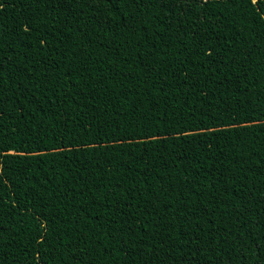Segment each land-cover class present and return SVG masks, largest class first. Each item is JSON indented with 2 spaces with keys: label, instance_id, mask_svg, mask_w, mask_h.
Wrapping results in <instances>:
<instances>
[{
  "label": "trees",
  "instance_id": "trees-1",
  "mask_svg": "<svg viewBox=\"0 0 264 264\" xmlns=\"http://www.w3.org/2000/svg\"><path fill=\"white\" fill-rule=\"evenodd\" d=\"M0 264H264V0H0Z\"/></svg>",
  "mask_w": 264,
  "mask_h": 264
},
{
  "label": "snow or ice",
  "instance_id": "snow-or-ice-1",
  "mask_svg": "<svg viewBox=\"0 0 264 264\" xmlns=\"http://www.w3.org/2000/svg\"><path fill=\"white\" fill-rule=\"evenodd\" d=\"M139 2H140V3H142V2H143V0H139Z\"/></svg>",
  "mask_w": 264,
  "mask_h": 264
}]
</instances>
